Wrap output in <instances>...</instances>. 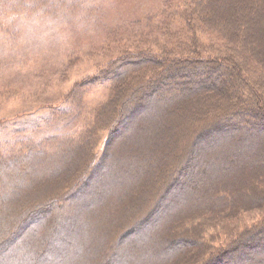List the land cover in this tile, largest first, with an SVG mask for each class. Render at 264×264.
Here are the masks:
<instances>
[{"label": "trees", "instance_id": "16d2710c", "mask_svg": "<svg viewBox=\"0 0 264 264\" xmlns=\"http://www.w3.org/2000/svg\"><path fill=\"white\" fill-rule=\"evenodd\" d=\"M134 25L64 98L108 87L78 133L7 136L0 119V264H264V0H166Z\"/></svg>", "mask_w": 264, "mask_h": 264}, {"label": "rangeland", "instance_id": "374dc122", "mask_svg": "<svg viewBox=\"0 0 264 264\" xmlns=\"http://www.w3.org/2000/svg\"><path fill=\"white\" fill-rule=\"evenodd\" d=\"M165 1L58 0L51 15L49 8L32 13L0 12V119L4 135L19 137L21 129L28 134L33 130L47 134L58 128L78 133L89 125L92 111L107 99L108 87L90 88L73 102L76 105L70 103L75 97L70 96L68 103L64 98L77 83L95 75L133 45L134 37L125 39V35L135 28L134 23L148 29L159 21ZM70 60L73 63L69 64ZM57 105L61 107L55 109L63 116L41 125L54 112L50 107ZM160 210L153 212L152 220L159 219ZM258 216L250 212L242 220L248 224ZM139 227L132 232L139 237L149 230ZM221 233L208 231L206 238L216 236L218 240Z\"/></svg>", "mask_w": 264, "mask_h": 264}]
</instances>
